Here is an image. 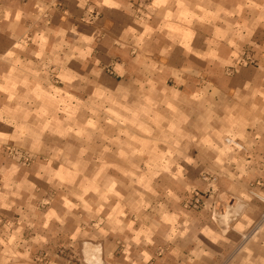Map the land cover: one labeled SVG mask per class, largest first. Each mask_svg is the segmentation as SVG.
<instances>
[{
  "label": "crops",
  "instance_id": "obj_1",
  "mask_svg": "<svg viewBox=\"0 0 264 264\" xmlns=\"http://www.w3.org/2000/svg\"><path fill=\"white\" fill-rule=\"evenodd\" d=\"M220 6L214 0H0V220L19 216L23 198L56 181L66 197L46 208V224L76 217L72 233L92 232L109 264H264V223L253 230L264 210V68L231 70L227 85L237 92L236 115L224 116L221 130L208 131L211 162L183 164L175 155L178 134L159 123L142 125L139 138L110 143L109 159L98 161L109 171H100L91 186L74 181L68 164H56L66 171L53 179L35 170L23 174L3 158L10 147L35 153L31 106L38 103L108 105L110 112L135 100L148 106L149 89L139 99L134 90L143 82L211 80L234 65L242 41L256 39L259 23L244 17V6L231 15ZM164 117L140 119H170ZM127 153H140L141 161ZM117 155L118 164L111 159ZM207 169L204 179L200 171ZM194 186L209 189L202 208L182 203L181 191ZM88 209L92 231L82 223ZM3 228L0 239L7 231L15 240L20 224L12 234ZM19 261L0 258V264Z\"/></svg>",
  "mask_w": 264,
  "mask_h": 264
},
{
  "label": "rangeland",
  "instance_id": "obj_2",
  "mask_svg": "<svg viewBox=\"0 0 264 264\" xmlns=\"http://www.w3.org/2000/svg\"><path fill=\"white\" fill-rule=\"evenodd\" d=\"M214 1L221 5L224 13L230 15L237 6H244L246 11L244 17L246 16L247 20L255 18L259 23L260 30L254 34L256 39L253 40V35L251 37L248 35L249 40L242 41L241 51L235 55L234 65H226V68L214 74L211 80L199 76L197 80L192 78L181 80L176 85L168 81L163 84L143 82L141 84V87L144 86L143 89L138 87L134 90L139 99L142 95L141 90L145 95L149 89V98L153 96L151 99L153 103L148 106L135 103V100L130 105L128 102L118 105L116 110L110 112L108 105L38 103L31 106L36 112V142L31 146L35 153L29 154L23 149L6 148V153L3 154L4 161L20 165L24 169L23 174L35 170L38 177L46 175L47 178L52 176L53 179L58 177V171L61 170L54 166L68 164L72 168L67 170L71 172L74 181L91 186L94 176H99L100 171L101 174L109 171L107 168H98V161L103 158L109 159L107 156L110 143L117 144L126 140L129 142L132 138H139L142 125L149 124L150 129H155L159 123L162 129H174L178 134L176 139L180 143L181 151L175 155L183 164L194 160L211 162L212 153L206 147L210 142L208 131L221 130L226 123L222 120L224 116H228L229 113L236 115L237 92L235 89L231 91L227 85L229 78L233 77L231 70L235 65L264 68V56L257 54L258 50H264V0ZM259 37L261 42L257 40ZM125 94L127 95L126 92ZM157 98L161 100L154 103L156 101L154 99ZM115 112L117 116H114ZM141 116H169L170 119L156 121L149 118L148 121H142ZM131 134L134 136L131 137ZM165 139L168 140L167 137ZM127 155L133 161H141L140 153ZM111 159L117 160V164L122 160L118 155L117 158L112 156ZM152 170L156 172V169H150ZM188 170V167H184L181 172L187 174ZM114 171L120 173L124 170L117 168ZM210 173V169L200 171L204 179H209ZM48 187L43 191L38 190L37 195L23 198L19 216L15 213L10 219L0 220L3 229H9L10 234L12 226L20 224L18 232L13 235L15 240L11 239L7 231L3 232L0 239L2 241L0 258L19 259L16 264H109L105 260L107 251L100 241L93 238L92 232L86 231L84 237L72 233L76 227L74 223L76 217L72 221L69 220L66 225L56 223L50 227L46 224L43 217L46 208L50 204L57 208L62 196L66 197V194L62 195L61 192L65 188L56 181ZM183 193L182 203L187 208L206 206V199L210 195L209 189L205 186H194L185 192L181 191L182 195ZM87 194L86 200L90 203L92 196ZM91 212L92 209L86 210L85 221L82 223L85 229L92 231ZM31 219L33 221H30ZM66 230L69 232L68 240H65ZM13 244L16 247H13Z\"/></svg>",
  "mask_w": 264,
  "mask_h": 264
},
{
  "label": "built area",
  "instance_id": "obj_3",
  "mask_svg": "<svg viewBox=\"0 0 264 264\" xmlns=\"http://www.w3.org/2000/svg\"><path fill=\"white\" fill-rule=\"evenodd\" d=\"M264 201V199H263ZM264 223V210L261 212L256 224L253 227V230H257L260 225ZM246 237V236H245Z\"/></svg>",
  "mask_w": 264,
  "mask_h": 264
}]
</instances>
